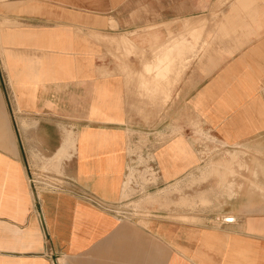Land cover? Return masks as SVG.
Here are the masks:
<instances>
[{
  "label": "crops",
  "instance_id": "obj_1",
  "mask_svg": "<svg viewBox=\"0 0 264 264\" xmlns=\"http://www.w3.org/2000/svg\"><path fill=\"white\" fill-rule=\"evenodd\" d=\"M0 62V264H264V0H0Z\"/></svg>",
  "mask_w": 264,
  "mask_h": 264
},
{
  "label": "rangeland",
  "instance_id": "obj_2",
  "mask_svg": "<svg viewBox=\"0 0 264 264\" xmlns=\"http://www.w3.org/2000/svg\"><path fill=\"white\" fill-rule=\"evenodd\" d=\"M109 45V49H111V43H107ZM3 68V69H2ZM12 83L8 78V74L6 72L5 66L3 63L0 62V93L3 97L4 102L6 101L8 109H7V117L9 120V124L11 127V131L13 135L17 136V145L21 152H23L24 143L23 140L20 138V128L17 125V121L19 119V124L22 129L25 128V123L22 121V119L17 114L21 112L20 107H14V97L12 92ZM18 118V119H17ZM10 142L9 137H7L6 132H3L0 130V148L9 150ZM239 156V155H238ZM63 156H60V153L55 157L48 159L46 157H43L39 154H34L32 157V160H29V163L31 164L33 170V175H35L33 178H31V185L32 189L34 191L36 190H46L49 188L63 186V179L58 178L57 175H60V171L58 170H51V169H43L47 168V164H51V166L56 169L59 168L58 162L61 160ZM233 160H236L234 158L235 156H232ZM253 155L248 153V159L249 164H254ZM25 162H28L25 160ZM238 159V158H237ZM39 164H45V166H38ZM42 166V167H41ZM249 179L254 178L253 172L251 170L248 171ZM35 183V184H34ZM131 198H127L125 200H122L119 204L114 206L113 211L115 214L121 218V219H128L133 221H139L141 222L144 220L149 213H147L145 210H143L140 202H137V200H130Z\"/></svg>",
  "mask_w": 264,
  "mask_h": 264
},
{
  "label": "bare ground",
  "instance_id": "obj_3",
  "mask_svg": "<svg viewBox=\"0 0 264 264\" xmlns=\"http://www.w3.org/2000/svg\"><path fill=\"white\" fill-rule=\"evenodd\" d=\"M41 50V49H40ZM129 91V90H128ZM62 154L60 153V156H61Z\"/></svg>",
  "mask_w": 264,
  "mask_h": 264
},
{
  "label": "built area",
  "instance_id": "obj_4",
  "mask_svg": "<svg viewBox=\"0 0 264 264\" xmlns=\"http://www.w3.org/2000/svg\"><path fill=\"white\" fill-rule=\"evenodd\" d=\"M35 184V183H34Z\"/></svg>",
  "mask_w": 264,
  "mask_h": 264
}]
</instances>
